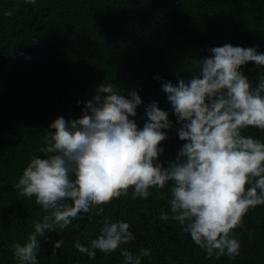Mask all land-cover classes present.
Wrapping results in <instances>:
<instances>
[{
	"label": "trees",
	"instance_id": "trees-1",
	"mask_svg": "<svg viewBox=\"0 0 264 264\" xmlns=\"http://www.w3.org/2000/svg\"><path fill=\"white\" fill-rule=\"evenodd\" d=\"M225 44L264 53V0H0V264H19L12 246L26 243L47 215L16 184L33 156L43 158L40 150L57 118H81L102 83L126 97L135 90L142 105L130 119L138 129L153 102L172 122L159 146V161L167 167L184 141L162 83L187 82L199 74L209 50ZM241 71L255 86L264 67L249 62ZM242 134L264 143L258 128ZM171 187L150 189L148 199H133L130 189L97 206L100 215L85 214L65 229L54 226L40 240L39 264H124L119 249L95 250L89 258L75 247L79 242L90 248L105 217L130 224L136 238L121 248L150 250L141 264H264V205L250 208L243 227L234 230L238 256L208 258L186 225L160 219L162 212L171 215ZM59 240L63 244L53 254Z\"/></svg>",
	"mask_w": 264,
	"mask_h": 264
},
{
	"label": "clouds",
	"instance_id": "clouds-1",
	"mask_svg": "<svg viewBox=\"0 0 264 264\" xmlns=\"http://www.w3.org/2000/svg\"><path fill=\"white\" fill-rule=\"evenodd\" d=\"M209 51L198 75L187 82L179 79L177 85L162 83L184 141L167 167L159 161L164 152L159 146L172 122L153 102L138 129L130 119L142 105L135 90L126 97L112 83H102L81 118L59 117L50 125L54 131L40 150L43 158L33 156L16 184L21 196L35 197L47 213L26 243L12 246L19 264H39L40 240L54 226L65 229L85 214L100 215L97 206L128 195L130 189L133 199H148L150 189L162 190L169 183L171 215L162 212L160 219L186 225L184 230L208 258L239 255L234 230L243 227L250 208L264 205V143L242 134L250 127L264 131V71L253 86L241 69L249 62L264 67V53L231 44ZM130 227L105 217L91 247L79 242L75 247L89 258L95 250L111 254L119 249L124 264H141L142 257L151 255L149 249L133 254L121 248L136 238ZM62 244L53 245V254Z\"/></svg>",
	"mask_w": 264,
	"mask_h": 264
}]
</instances>
